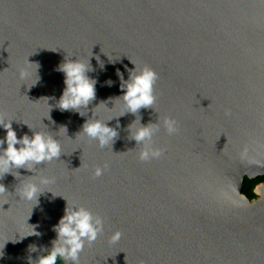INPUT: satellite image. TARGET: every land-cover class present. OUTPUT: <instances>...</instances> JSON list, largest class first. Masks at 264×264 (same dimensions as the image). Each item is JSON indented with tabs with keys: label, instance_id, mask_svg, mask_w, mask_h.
<instances>
[{
	"label": "water",
	"instance_id": "obj_1",
	"mask_svg": "<svg viewBox=\"0 0 264 264\" xmlns=\"http://www.w3.org/2000/svg\"><path fill=\"white\" fill-rule=\"evenodd\" d=\"M70 59L89 61L97 81L83 117L55 107L65 88L56 68ZM130 61L158 74L157 102L116 117L125 111L117 70L127 80ZM35 63L41 79L29 88ZM93 112L114 117L112 147L78 134ZM0 119L18 139L41 131L62 147L58 160L0 175V264L47 255L65 199L104 221L79 264H264V182L253 199L242 189L264 175V0H0ZM139 121L159 126L160 158L139 159L129 132ZM41 176L59 196L22 199ZM34 227L40 235H29Z\"/></svg>",
	"mask_w": 264,
	"mask_h": 264
},
{
	"label": "clouds",
	"instance_id": "obj_2",
	"mask_svg": "<svg viewBox=\"0 0 264 264\" xmlns=\"http://www.w3.org/2000/svg\"><path fill=\"white\" fill-rule=\"evenodd\" d=\"M131 63L135 67L128 69L129 77L127 80L117 70V75L121 80L120 89L122 95L114 99L122 101L125 111L116 117L123 116L126 113L136 114L141 108H153L157 102V97L154 94V85L158 80V74L148 66L138 68L136 64ZM36 65V79L29 88L36 86L41 79L38 75L39 65ZM91 70L89 61L86 65L79 60L70 59L64 60L57 66L56 71L64 74L65 88L55 107L61 111L73 110L80 116H85L86 113L82 110L87 109L90 102L96 98L97 81L90 78L87 74ZM31 75L28 70H21L20 79H30ZM107 84L111 86L112 81H107ZM43 99L46 100L49 106L47 118L51 119L49 113L52 106L48 102L50 98L45 97ZM102 103L106 107V102ZM113 118L106 121L101 120L96 118L93 112V118L85 120L82 130L78 134L97 141L101 148L109 145L112 147L118 132L106 122L111 121ZM139 125V127L134 129L129 126L130 139L135 140L137 145H142L139 159L148 161L160 158L162 150L153 147L151 143L153 135L159 130V126L154 123L142 125L140 121ZM163 125L170 135L178 131L177 121L171 117H164ZM27 126L31 130L29 125ZM0 127L6 130V136L0 139V175L2 176L12 172L13 169L25 168L32 171L35 165L58 160L61 156V144L53 136L45 132L32 131L31 136L25 134L18 139L17 133L12 127V121L4 122L0 119ZM5 144L6 147H4ZM107 167V164L103 168L97 167L94 170V176H102ZM53 183L54 179L41 176L35 181L24 184L20 191V197L27 201H35V205H38L39 196L45 191L52 193L53 197L59 196L54 194L48 187ZM4 191V185L0 184V193ZM65 201L64 215L60 217L58 223L53 227L56 239L52 241L51 250L48 251L47 255L40 256L37 264H58V262L59 264H79L80 254L83 252L85 245H91L103 232L104 221L100 216H94L91 211L83 206L75 204L70 206L66 199ZM29 235H40V233L36 232L34 227ZM121 235L122 233L116 231L112 234L111 240L113 242L118 241ZM27 236L20 237L19 240ZM19 240L12 242H19ZM31 250L36 251V247L32 246Z\"/></svg>",
	"mask_w": 264,
	"mask_h": 264
},
{
	"label": "trees",
	"instance_id": "obj_3",
	"mask_svg": "<svg viewBox=\"0 0 264 264\" xmlns=\"http://www.w3.org/2000/svg\"><path fill=\"white\" fill-rule=\"evenodd\" d=\"M264 182V175L263 176H259L256 179H249V178H245L244 180V184L242 186L243 189V193L245 195H247L248 198L253 199L255 198L257 195L255 194L254 190L257 184ZM59 264V262H58Z\"/></svg>",
	"mask_w": 264,
	"mask_h": 264
}]
</instances>
